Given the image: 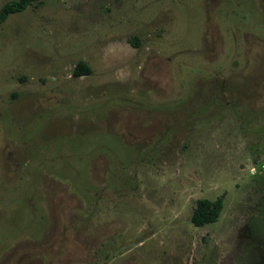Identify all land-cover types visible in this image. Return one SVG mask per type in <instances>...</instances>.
Here are the masks:
<instances>
[{
    "label": "rangeland",
    "instance_id": "374dc122",
    "mask_svg": "<svg viewBox=\"0 0 264 264\" xmlns=\"http://www.w3.org/2000/svg\"><path fill=\"white\" fill-rule=\"evenodd\" d=\"M204 198L222 209L195 226ZM253 227L264 0H35L0 23V264H256Z\"/></svg>",
    "mask_w": 264,
    "mask_h": 264
},
{
    "label": "trees",
    "instance_id": "16d2710c",
    "mask_svg": "<svg viewBox=\"0 0 264 264\" xmlns=\"http://www.w3.org/2000/svg\"><path fill=\"white\" fill-rule=\"evenodd\" d=\"M35 0H9L0 7V23L4 22L10 14L19 13L25 10ZM137 44V41L132 42ZM90 73L85 62L79 61L73 69L74 76H82ZM222 209V199L215 200L200 199L197 201L191 215V222L195 226H202L216 221Z\"/></svg>",
    "mask_w": 264,
    "mask_h": 264
},
{
    "label": "flooded vegetation",
    "instance_id": "af4514ba",
    "mask_svg": "<svg viewBox=\"0 0 264 264\" xmlns=\"http://www.w3.org/2000/svg\"><path fill=\"white\" fill-rule=\"evenodd\" d=\"M255 228L251 229V243L252 242H259L261 241L259 245L256 243L253 244V249L256 250L255 252V258L257 260L256 264H264V237L260 236V232L258 230H254Z\"/></svg>",
    "mask_w": 264,
    "mask_h": 264
}]
</instances>
